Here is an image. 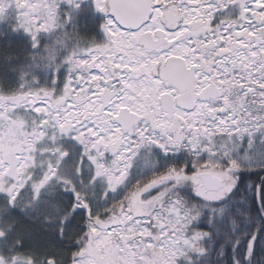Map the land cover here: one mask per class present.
Returning <instances> with one entry per match:
<instances>
[{
	"label": "snow or ice",
	"instance_id": "1",
	"mask_svg": "<svg viewBox=\"0 0 264 264\" xmlns=\"http://www.w3.org/2000/svg\"><path fill=\"white\" fill-rule=\"evenodd\" d=\"M61 2L28 0L34 23L0 26V39L22 31L35 50L41 31L70 24L78 30L72 14L83 0H63V16ZM92 2L106 17L99 25L103 43L86 58L74 53L53 91L30 93L23 102L46 113L53 131L56 123L75 122L90 143L102 137L112 144L116 184L109 181L105 202L132 186L119 210L77 232L97 233L93 241L103 247L95 264H264V0ZM0 58L11 60L7 53ZM172 61L184 79L168 81L152 70ZM181 150L196 158L191 165L172 163ZM185 185L192 189L187 199L180 195ZM92 215L90 203L77 202L59 224L61 238L77 227V217ZM83 259L72 257L73 264Z\"/></svg>",
	"mask_w": 264,
	"mask_h": 264
},
{
	"label": "rangeland",
	"instance_id": "2",
	"mask_svg": "<svg viewBox=\"0 0 264 264\" xmlns=\"http://www.w3.org/2000/svg\"><path fill=\"white\" fill-rule=\"evenodd\" d=\"M33 10L28 6V0H0V26L6 28L12 21H16L13 27L30 26L34 21L29 13ZM66 11L67 6L62 0L59 15L63 16ZM99 13L92 0H83L82 9L72 14L78 30L70 24L66 28L54 25L41 31L39 47L35 50L30 48L29 38L22 31L6 32L0 39L4 43L14 37L18 41L24 40L26 56V60L14 66L8 74V79L18 80L24 87L20 91L12 88L9 92H0V103L6 104V110L0 111V239L7 231V218L13 212L30 215L41 222H54L62 218L60 207L64 208L68 202L72 203L71 208L77 202L80 206L90 203L101 211L125 190L121 188L119 194L113 193L104 201L103 193L109 181L116 184L113 176L116 163L110 142L101 137L90 143L87 133L74 130L79 127L75 122H71V126L56 123L53 131L46 113L37 112L23 102V97L30 93L53 91L52 84L57 80L58 71L67 73L71 67L67 62L74 53L86 58L84 54L90 47L103 43ZM41 115L44 118L37 120L36 117ZM51 115L53 120L57 119V113ZM44 125L48 128L37 130ZM202 156L207 158L206 153ZM140 166L138 161L133 174ZM150 171L145 170L143 175ZM133 207L144 205L134 204ZM10 208L14 210L9 211ZM96 235L95 231H90L85 249L79 255L84 257L81 264H95L96 254L103 247L101 241H93Z\"/></svg>",
	"mask_w": 264,
	"mask_h": 264
},
{
	"label": "trees",
	"instance_id": "3",
	"mask_svg": "<svg viewBox=\"0 0 264 264\" xmlns=\"http://www.w3.org/2000/svg\"><path fill=\"white\" fill-rule=\"evenodd\" d=\"M24 46V40L18 41L15 37L12 38V40H8L6 43L0 41V53H7L11 57L10 62L0 58V92H9V89L12 88L20 91V88L24 87L21 85L22 83L20 81L17 80L13 82L8 79L9 71L14 66H18L26 60ZM195 159V157L182 151L179 159L172 161V163L188 160L191 165ZM204 159V156L200 157L201 161ZM147 175L148 173L144 174V176ZM131 190L132 186L125 189L114 203L101 211H99L98 206L92 207L93 215L91 217L85 219L77 217V227L75 229H65L68 234L63 238L59 235V224L70 214L71 202H68L64 208L60 207L62 218L54 222L48 220H43L41 222L40 220L32 219L30 215L13 212L7 218L9 223L7 231L3 233V237L0 239V264H24L16 259L24 260L27 262L26 264H28V262H30V264H51L50 258H54L55 264H73L72 257H79L87 244L86 241L84 246L81 247L79 246V241H83L85 236H89L91 231V229L88 228L77 235L79 229L84 227L89 220L95 223L97 216L103 215L106 211L110 212L113 208L119 210L120 204L126 201L128 193ZM191 194V185H185L180 190V195L186 199L191 197ZM236 219L242 227L243 218L237 216ZM221 228L222 230L224 229L223 224H221Z\"/></svg>",
	"mask_w": 264,
	"mask_h": 264
},
{
	"label": "flooded vegetation",
	"instance_id": "4",
	"mask_svg": "<svg viewBox=\"0 0 264 264\" xmlns=\"http://www.w3.org/2000/svg\"><path fill=\"white\" fill-rule=\"evenodd\" d=\"M229 11L232 12L233 16L236 15V10L235 9H229ZM99 17V25L101 23H103V21L106 19L105 17V14L103 15L102 13H99L98 14ZM103 16H104V19H103ZM98 23V21H97ZM152 70L153 71H159L166 80L168 81H175L177 79H184V73L179 71V62H176V61H172V62H169L167 64H161L159 66V68H157L155 65H152ZM166 72V73H165ZM185 100L186 101H191L192 100V93H191V90L190 89H187L186 88V91H185ZM217 103H220V102H217ZM183 150H181L182 152ZM162 167H163V164H162ZM211 194V193H209ZM1 237V235H0ZM182 264V262H181Z\"/></svg>",
	"mask_w": 264,
	"mask_h": 264
},
{
	"label": "water",
	"instance_id": "5",
	"mask_svg": "<svg viewBox=\"0 0 264 264\" xmlns=\"http://www.w3.org/2000/svg\"><path fill=\"white\" fill-rule=\"evenodd\" d=\"M166 73V72H165Z\"/></svg>",
	"mask_w": 264,
	"mask_h": 264
}]
</instances>
